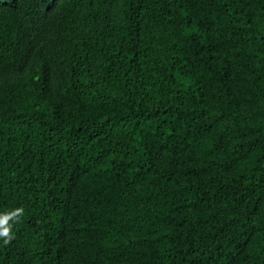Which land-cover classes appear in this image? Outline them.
<instances>
[{
  "label": "trees",
  "instance_id": "1",
  "mask_svg": "<svg viewBox=\"0 0 264 264\" xmlns=\"http://www.w3.org/2000/svg\"><path fill=\"white\" fill-rule=\"evenodd\" d=\"M0 264H264V0H0Z\"/></svg>",
  "mask_w": 264,
  "mask_h": 264
}]
</instances>
